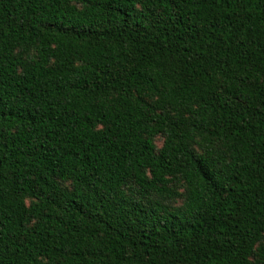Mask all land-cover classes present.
Here are the masks:
<instances>
[{
	"label": "trees",
	"instance_id": "16d2710c",
	"mask_svg": "<svg viewBox=\"0 0 264 264\" xmlns=\"http://www.w3.org/2000/svg\"><path fill=\"white\" fill-rule=\"evenodd\" d=\"M0 264H264V0H0Z\"/></svg>",
	"mask_w": 264,
	"mask_h": 264
}]
</instances>
